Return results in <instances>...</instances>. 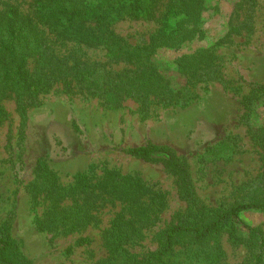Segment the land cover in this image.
I'll list each match as a JSON object with an SVG mask.
<instances>
[{
    "label": "rangeland",
    "instance_id": "rangeland-1",
    "mask_svg": "<svg viewBox=\"0 0 264 264\" xmlns=\"http://www.w3.org/2000/svg\"><path fill=\"white\" fill-rule=\"evenodd\" d=\"M19 2L27 11L32 0ZM143 3L146 16L124 6L108 13L112 23L104 27L123 39L117 63L102 45L75 44L40 27L56 54L99 62L113 72L126 68L138 80L162 74L179 91L173 100L144 111L133 99L110 105L61 81L27 106L21 91L1 99L0 234L11 235L9 254L24 264H151L165 231L188 213L209 217L263 195L264 0ZM149 144L176 151L189 171L193 203L161 162L126 152ZM112 172L139 178L145 193L95 198L82 184L97 182L103 190ZM75 186L65 197L55 196L59 187ZM72 203L79 205L80 222L71 230L64 211ZM49 211L56 218L52 227ZM240 219L264 231V209L244 210ZM227 224L206 238L178 236L166 260L255 264L248 229ZM110 237L117 239L113 253Z\"/></svg>",
    "mask_w": 264,
    "mask_h": 264
},
{
    "label": "trees",
    "instance_id": "trees-1",
    "mask_svg": "<svg viewBox=\"0 0 264 264\" xmlns=\"http://www.w3.org/2000/svg\"><path fill=\"white\" fill-rule=\"evenodd\" d=\"M29 5V9L25 11L21 8L19 0H0V121L3 119L1 99L7 92L16 91L19 94L21 91L20 94L26 97L23 106H27L40 92L57 81H61L65 87L75 82L89 92L98 94L110 105H120L128 98L133 99L140 103L144 111L149 110L154 104L173 100L176 93L179 95V91L175 92L169 88V82L164 80L162 74L155 77L150 74L146 80H138L131 77V70L128 71L126 68L113 72L99 62L82 60L79 56L56 54L47 41L45 30L40 27L46 25L52 31L56 30L63 39L75 44L102 45L113 55L112 58H115L117 63L122 53V48L117 46L123 39L117 37L108 27H104L112 23L108 13L114 8L124 6L133 8V14L137 17L146 16L150 10L146 11L143 0H32ZM113 46L116 48H112ZM30 64H33L32 68L29 67ZM146 86L152 87V90H148ZM126 152L147 161L161 162L168 171L177 176L183 197L189 204L194 202L189 171L171 146L149 144L130 147ZM111 177L112 182L99 191L97 182L82 184L91 190V195L95 198L106 194L113 200L117 198L127 200L129 197L136 199L145 193L142 181L135 176L112 172ZM79 178L86 179L83 174ZM76 188L77 186L68 190L59 187L55 196L65 197V193ZM78 206L72 203L67 205L64 211L67 218L64 224L68 229H75L79 225L80 217L76 218L75 215ZM253 208L264 209V192L258 200L238 202L230 208L215 210L209 217L201 215L198 211L194 215L188 213L165 231L162 247L152 254L151 264H169L166 258L172 254L175 238L178 236L206 238L228 225L227 223L234 231L240 228L248 229L249 240L253 241L255 247L254 263L263 264L264 231L251 227L240 219L242 211ZM49 212L48 225L52 227L56 218L53 212ZM117 224L118 222L115 226ZM109 241L112 245L111 253L117 251L118 248L115 246L117 239L110 237ZM13 246L11 235L1 233L0 262L24 264L9 254Z\"/></svg>",
    "mask_w": 264,
    "mask_h": 264
}]
</instances>
